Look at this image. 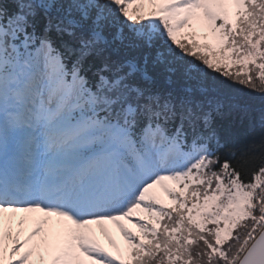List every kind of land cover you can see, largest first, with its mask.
<instances>
[{
	"label": "snow or ice",
	"instance_id": "snow-or-ice-1",
	"mask_svg": "<svg viewBox=\"0 0 264 264\" xmlns=\"http://www.w3.org/2000/svg\"><path fill=\"white\" fill-rule=\"evenodd\" d=\"M0 264H264V0H0Z\"/></svg>",
	"mask_w": 264,
	"mask_h": 264
},
{
	"label": "rangeland",
	"instance_id": "rangeland-1",
	"mask_svg": "<svg viewBox=\"0 0 264 264\" xmlns=\"http://www.w3.org/2000/svg\"><path fill=\"white\" fill-rule=\"evenodd\" d=\"M20 215H23V214H20ZM18 218H19V216H18ZM107 227H108L110 233L112 234L113 239L116 241V244L110 243L107 236L103 235V233L99 230V228H97V238L100 240V242L106 248H108L109 250H112V251L116 250L117 245H120L121 247H123V240H122V237L120 236L118 230H116L113 225H108ZM129 227H132V225H129Z\"/></svg>",
	"mask_w": 264,
	"mask_h": 264
},
{
	"label": "trees",
	"instance_id": "trees-1",
	"mask_svg": "<svg viewBox=\"0 0 264 264\" xmlns=\"http://www.w3.org/2000/svg\"><path fill=\"white\" fill-rule=\"evenodd\" d=\"M245 91H247V90H245ZM248 95L251 98H255L256 102L259 103V97H258L257 94H255V93H248Z\"/></svg>",
	"mask_w": 264,
	"mask_h": 264
}]
</instances>
